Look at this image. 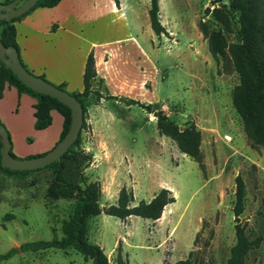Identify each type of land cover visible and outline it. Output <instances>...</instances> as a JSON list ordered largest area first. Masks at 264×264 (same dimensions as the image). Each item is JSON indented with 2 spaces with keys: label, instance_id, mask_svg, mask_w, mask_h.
Listing matches in <instances>:
<instances>
[{
  "label": "rangeland",
  "instance_id": "374dc122",
  "mask_svg": "<svg viewBox=\"0 0 264 264\" xmlns=\"http://www.w3.org/2000/svg\"><path fill=\"white\" fill-rule=\"evenodd\" d=\"M128 2L144 53V73L132 95L150 107L127 103L124 95L87 97L86 125L76 151L66 160L65 177L81 184L84 178L98 180L102 206L115 203L123 185L132 191L133 203L149 200L166 185L175 195L160 221L133 214L121 219L103 210L89 218L88 238L110 261L121 251L127 264H158L197 249L204 259L223 264L235 242L232 207L238 173L245 182L239 219L249 237L264 235V146L251 144L232 103L239 75L231 58L213 57L198 27L204 19L218 28L205 9L228 8V0H159L167 35L156 34L150 26V0ZM260 2L264 5V0ZM231 21L225 36L235 41L236 14ZM94 87L108 92L102 80ZM152 109L164 110L179 124H195L201 132L203 166L158 132ZM225 133L231 134L230 141L223 139ZM51 179L48 166L24 174L0 169V253L24 241L61 237V223L71 213L74 199L48 197ZM0 264H92V260L72 247H49L17 251ZM243 264H264V237L248 251Z\"/></svg>",
  "mask_w": 264,
  "mask_h": 264
},
{
  "label": "trees",
  "instance_id": "16d2710c",
  "mask_svg": "<svg viewBox=\"0 0 264 264\" xmlns=\"http://www.w3.org/2000/svg\"><path fill=\"white\" fill-rule=\"evenodd\" d=\"M58 1L37 0L32 7L20 15L10 19L0 18V40L7 46H14L18 51L21 61L19 47L16 42L14 22L37 6H53ZM115 1L117 4L119 3L118 0ZM160 11L159 0H150L148 7L150 26L156 34L164 33L167 35L168 30L161 22ZM205 11L206 13H210L219 23V27L215 28L211 27L207 20L200 19L198 22L200 31L207 39L208 50L215 58L226 54L231 58L233 67L239 75V81L232 90V103L241 117L243 129L251 144L264 146V5L261 4L260 0H228V8L214 5L212 8L206 7ZM233 14L237 15L238 39L228 41L225 31H231L232 29L231 19ZM22 63L26 67L23 61ZM38 75L49 81L43 73ZM96 80L102 79L97 78L94 54L90 51L85 61L82 90L69 91L81 102L84 115L87 110L86 100L90 94L106 98L116 97L108 92L103 94L95 88L94 83ZM5 82L15 86L19 93L26 92L35 98L33 105L35 116L34 127L36 129L47 127L51 123V109H57L63 115V125L60 136L56 141L57 143L65 135L70 125L71 110L69 106L55 96L37 91L25 84L0 59V95L2 94ZM56 85L62 89H66L64 82ZM124 101L127 103H138L146 109L150 107V103H144L132 97H125ZM149 111L154 112L158 132L169 136L174 140L180 151L191 156L199 162L200 166H203V152L200 148L201 132L195 124L192 122L179 124L162 109H152ZM0 125L7 130L11 142L10 133L1 119ZM85 125L84 119L81 129ZM80 133L58 159L45 165L50 167L52 172V179L46 195L52 198L74 199L71 213L61 223V237L21 242L18 245L10 247L7 251L1 252L0 262L21 250H38L49 247L66 249L67 247H72L81 252L85 258H91L92 264H127L126 260L122 257L121 251L117 252L115 260L112 262L98 243L89 240V218L103 210L105 213L121 219H125L133 214L155 220L161 218L165 208L169 205L168 203L175 200L172 190L166 186H162L149 200L140 199L133 203L132 191L123 185L118 191L116 202L102 206L99 201L101 187L98 180L84 178L81 184L67 179L64 174L66 160L73 156L76 147L80 143ZM9 152L13 157H21L14 153L12 146H10ZM33 155L28 154L26 156L30 157ZM38 168L41 167L12 169L2 165L0 161V169L6 173L24 174ZM244 205L245 182L242 175L238 173L235 176V200L232 207L235 242L230 246L229 256L223 264H243L248 251L258 246L264 237V235H257L251 238L247 235L245 225L239 219L240 214L244 210ZM194 241H196V238ZM161 264L219 263L206 260L198 253L197 249H191L186 257L175 261L165 259Z\"/></svg>",
  "mask_w": 264,
  "mask_h": 264
},
{
  "label": "crops",
  "instance_id": "0c3cea01",
  "mask_svg": "<svg viewBox=\"0 0 264 264\" xmlns=\"http://www.w3.org/2000/svg\"><path fill=\"white\" fill-rule=\"evenodd\" d=\"M118 2L59 0L53 6L31 9L14 22L22 61L54 84L64 82L68 91L82 90L86 57L92 51L97 78L108 93L134 98L133 85L140 83L144 73L143 46L130 18V3ZM34 102L30 94L4 83L0 119L10 133L12 150L20 156L49 150L62 129L63 115L57 109L50 110L52 121L47 127L36 129Z\"/></svg>",
  "mask_w": 264,
  "mask_h": 264
},
{
  "label": "water",
  "instance_id": "95a60500",
  "mask_svg": "<svg viewBox=\"0 0 264 264\" xmlns=\"http://www.w3.org/2000/svg\"><path fill=\"white\" fill-rule=\"evenodd\" d=\"M37 0H10L0 2V18L10 19L20 15L32 7ZM0 59L6 67L18 76V78L31 88L55 96L71 110L70 125L65 135L49 150L41 154L25 157H13L10 152V137L7 130L0 125V161L1 164L12 169H30L45 166L58 159L75 141L80 133L84 112L81 102L68 90L58 87L45 78L28 70L20 60L17 49L12 45H5L0 40ZM181 128V125H180Z\"/></svg>",
  "mask_w": 264,
  "mask_h": 264
},
{
  "label": "built area",
  "instance_id": "2783aa9c",
  "mask_svg": "<svg viewBox=\"0 0 264 264\" xmlns=\"http://www.w3.org/2000/svg\"><path fill=\"white\" fill-rule=\"evenodd\" d=\"M223 139H224L225 141H230V140L232 139V136H231V134H229V133H225V134L223 135Z\"/></svg>",
  "mask_w": 264,
  "mask_h": 264
},
{
  "label": "bare ground",
  "instance_id": "6f19581e",
  "mask_svg": "<svg viewBox=\"0 0 264 264\" xmlns=\"http://www.w3.org/2000/svg\"><path fill=\"white\" fill-rule=\"evenodd\" d=\"M165 216H166V210L163 212L161 219L165 218Z\"/></svg>",
  "mask_w": 264,
  "mask_h": 264
}]
</instances>
